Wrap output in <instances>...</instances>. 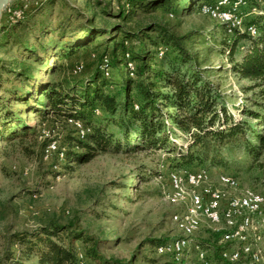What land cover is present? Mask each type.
Returning <instances> with one entry per match:
<instances>
[{
    "label": "trees",
    "instance_id": "trees-1",
    "mask_svg": "<svg viewBox=\"0 0 264 264\" xmlns=\"http://www.w3.org/2000/svg\"><path fill=\"white\" fill-rule=\"evenodd\" d=\"M180 1L122 0L118 9L124 20L138 11L152 13L158 8L181 16L188 8H180ZM218 1L190 0L189 10L200 11L204 4L219 7ZM247 2L248 12L241 10V16L246 26L256 27V35L238 28L229 32L225 23L208 32L191 29L182 34L151 23L137 31L123 25L113 26V31L91 27L74 41L75 31H62L64 24H60L64 56L57 53L59 65L54 72L50 52L30 50L19 37L16 42L26 55L15 71H5L7 87L3 88L0 73V90L5 94L0 95V136L10 140L35 134L36 127L25 116L37 114L42 124L51 120L71 125L72 133L65 137L66 166L69 161L88 163L98 154L163 150L169 154L168 172L216 167L237 178L249 175L250 186L264 190V0ZM97 3L101 5L100 0ZM212 55L229 58L233 72L251 82L242 88L244 92L258 89L248 99L249 105L236 108L239 117L230 111L220 84L212 81L222 71L208 64ZM37 65L43 67V75L55 74L59 79L41 80ZM70 119L88 129L83 137ZM148 175L161 176L151 169L141 173ZM211 231L217 241L222 239L223 230ZM14 237L24 246L23 257L13 259L14 264H29L23 263L25 256L37 257L38 264H160L156 258L141 257L139 251L130 259L104 255L102 240L80 230L76 221L51 220ZM147 242L156 248L167 240ZM211 247L224 264L221 252L228 245Z\"/></svg>",
    "mask_w": 264,
    "mask_h": 264
},
{
    "label": "rangeland",
    "instance_id": "rangeland-1",
    "mask_svg": "<svg viewBox=\"0 0 264 264\" xmlns=\"http://www.w3.org/2000/svg\"><path fill=\"white\" fill-rule=\"evenodd\" d=\"M97 2L98 0H16L12 4L13 8H10L12 12L4 14L0 26V73H3V88L9 85L5 81L8 77L5 71H15L18 62L26 55L25 50L16 42L19 37L27 42L26 45L31 46L30 50L50 52L52 62L55 63L53 72L57 69V53H61L63 58L61 50L65 42L57 29L60 24H64L62 31H75L72 34L75 41L76 35L91 27L113 31V26L123 25L126 29L137 31L151 23H161L182 34L191 29L208 32L221 23L204 14L202 6L200 11L189 10L190 0L180 1V8H188L181 16L158 8L152 13L138 11L128 20L122 19L119 14L118 8L123 5L122 0H100L101 5ZM247 4H242L238 9L239 19L243 23L241 10L247 13ZM21 9H25L23 13L13 15V12ZM87 19L92 22H86ZM97 39L105 41L100 36ZM81 57L83 56L76 57L73 62ZM208 64L222 69L214 74L212 81L220 84L230 111L239 117L236 108L249 105L248 99L258 89L248 93L243 91L242 88L251 82L240 79L233 72L229 58L212 55ZM37 67L40 69L41 80L59 79L55 74L43 75V67ZM0 95L5 96L4 91L0 90ZM25 120L36 127L35 134L10 140L0 136V263L14 264L13 259L23 257L20 249L24 246L17 243L14 237L16 233L33 232L51 220H56L62 224L76 221L80 230L102 240L100 249L106 256L130 259L134 251H139L141 257L156 258L160 264L171 261L173 264H202L198 251L203 249L210 264H223L215 257L216 249L211 245L218 247L219 244L210 235L211 230L206 225L192 238L187 256L180 263H176L170 255L160 254L159 245L155 248L147 242V239L169 241L180 234L173 215L183 208L170 204L163 194L164 189L168 188V175L174 171L167 170L169 154L165 151L98 154L88 163L69 161L66 166L64 158L68 138L65 137L71 135V125L57 121L53 123L51 120L42 124L37 114H26ZM75 121L79 120H69L80 133L81 127ZM82 126L84 127L83 124ZM53 139L58 140L56 149L46 151L51 143H56ZM179 143L184 142L180 140ZM207 168L212 169L214 176L224 171L216 167ZM145 169L159 171L161 176H141ZM237 179L241 186L251 187L249 175L241 174ZM211 184L217 186L213 178ZM256 190L264 192L259 187ZM220 243L225 242L220 240ZM260 249L264 256V237ZM22 259L23 263L38 264L35 256L30 259L25 256Z\"/></svg>",
    "mask_w": 264,
    "mask_h": 264
},
{
    "label": "bare ground",
    "instance_id": "bare-ground-1",
    "mask_svg": "<svg viewBox=\"0 0 264 264\" xmlns=\"http://www.w3.org/2000/svg\"><path fill=\"white\" fill-rule=\"evenodd\" d=\"M242 4H247V0H221L218 4L219 8L204 4L201 11L227 24L229 32L238 28L240 31L256 35L257 29L254 25L246 26L243 20L239 19L238 9ZM75 124L81 127L80 135L83 137L87 129L79 121H75ZM53 149H56L55 142L51 143L46 151ZM198 170L203 172L201 177L191 178V180L186 172L194 171L188 169L172 171L168 176V188L164 189L163 194L170 204L183 208L182 211L173 215L175 226L180 234L160 244L158 252L170 255L176 263L182 262L187 256L192 238L200 233L202 227L207 226L206 228L213 231L223 230L221 240L232 244L228 264H237V262L247 264V262H241L244 248L249 253V264H256V257H259L258 264H264V256L260 249L264 237V206L262 204L264 192L253 187L241 186L233 175L220 173L214 176L212 169L206 167ZM212 178L217 182L215 187L211 184ZM197 187H203V194L214 193L217 199H226L239 205L228 203L227 208L212 213V208H207L201 201V194ZM227 216H232V219H226ZM229 231H233L232 236ZM222 252H228V248ZM198 253L202 264H210L203 249H199Z\"/></svg>",
    "mask_w": 264,
    "mask_h": 264
},
{
    "label": "built area",
    "instance_id": "built-area-1",
    "mask_svg": "<svg viewBox=\"0 0 264 264\" xmlns=\"http://www.w3.org/2000/svg\"><path fill=\"white\" fill-rule=\"evenodd\" d=\"M10 12H12V9H9ZM23 13V11H19V12H13V15L19 16L20 13ZM10 14V13H9ZM56 140V145H58V140L57 139H53ZM187 176H189V179L191 180V178H195V177H201L202 173L199 170H195L194 172H186ZM199 188V192L201 194V201L204 203L205 206H207V208H212V213L214 211H218L222 208H227L228 203H236V202H231V201H227L226 199H217L216 196L214 195V193L212 194H203V187H197ZM264 206V202L262 203ZM236 205H239L236 203ZM233 215V214H232ZM226 219H232V216H227ZM222 220V219H220ZM231 236L233 234V231H229ZM189 237V235H188ZM219 246L221 245H228V252H221V254L224 257V264H228V258H229V250H230V243H220V241H217ZM187 244H188V240H187ZM205 256V253H204ZM241 262H247V264H249V253L246 252V249L244 248V253H243V258ZM259 262V257H256V264H258ZM237 264H239V262H237Z\"/></svg>",
    "mask_w": 264,
    "mask_h": 264
},
{
    "label": "water",
    "instance_id": "water-1",
    "mask_svg": "<svg viewBox=\"0 0 264 264\" xmlns=\"http://www.w3.org/2000/svg\"><path fill=\"white\" fill-rule=\"evenodd\" d=\"M15 1L16 0H0V26H1V22H2V19L4 17V14H7V12L12 7V4ZM21 10L24 12L25 9L24 10L21 9Z\"/></svg>",
    "mask_w": 264,
    "mask_h": 264
}]
</instances>
